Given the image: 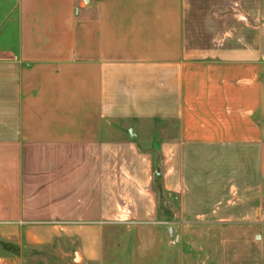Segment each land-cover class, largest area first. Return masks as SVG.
I'll return each mask as SVG.
<instances>
[{
	"label": "crops",
	"instance_id": "crops-1",
	"mask_svg": "<svg viewBox=\"0 0 264 264\" xmlns=\"http://www.w3.org/2000/svg\"><path fill=\"white\" fill-rule=\"evenodd\" d=\"M231 9L16 0L0 44V264L65 241L96 264L106 229L158 221L160 193L185 215L194 179L222 195L198 216L225 220L228 188V216L263 223L264 0Z\"/></svg>",
	"mask_w": 264,
	"mask_h": 264
},
{
	"label": "rangeland",
	"instance_id": "rangeland-1",
	"mask_svg": "<svg viewBox=\"0 0 264 264\" xmlns=\"http://www.w3.org/2000/svg\"><path fill=\"white\" fill-rule=\"evenodd\" d=\"M15 2L0 0V44L3 43L1 38L12 36L14 32ZM189 2L195 17L202 16L203 12H210L216 17L232 12L233 0ZM173 127L170 123L147 124L149 130L154 128L157 131L161 128L171 130ZM155 130L151 136L153 142L159 134ZM137 134L140 138V133ZM222 190L226 199L235 201L236 195L227 194L228 188ZM189 191L185 215H181V202L177 196L160 193L157 222L117 225L106 229L103 257L96 264H264V221L260 224L245 222L233 216L237 211L228 216L230 208L237 206L231 202L221 204L225 220L217 221L209 214L198 216L211 208L212 202L222 195L212 189L209 193H203L195 179ZM238 207L242 209L241 204ZM29 250L27 264H88L82 261L77 251L73 253L74 247L68 241L30 247Z\"/></svg>",
	"mask_w": 264,
	"mask_h": 264
},
{
	"label": "water",
	"instance_id": "water-1",
	"mask_svg": "<svg viewBox=\"0 0 264 264\" xmlns=\"http://www.w3.org/2000/svg\"><path fill=\"white\" fill-rule=\"evenodd\" d=\"M74 260H76V259H74Z\"/></svg>",
	"mask_w": 264,
	"mask_h": 264
}]
</instances>
